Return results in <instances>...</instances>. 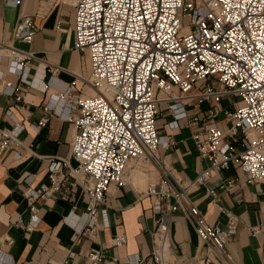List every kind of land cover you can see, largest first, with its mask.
Here are the masks:
<instances>
[{
  "label": "built area",
  "instance_id": "obj_1",
  "mask_svg": "<svg viewBox=\"0 0 264 264\" xmlns=\"http://www.w3.org/2000/svg\"><path fill=\"white\" fill-rule=\"evenodd\" d=\"M53 2L46 0L48 5ZM75 5L73 47L89 53V81L96 93L75 94L77 101L59 114L76 127L71 151L77 164L72 168L64 157L50 161L49 183L28 193L32 220L27 228L39 220L37 198L62 191L68 175L82 174L89 180L85 230H94L109 186L125 183L129 162L141 157L156 160L158 148L170 143L171 136L161 134L157 125L160 102H166L175 124L187 116L188 106L206 103L203 114L191 123L197 127L194 143L210 166L194 179H171L164 166L162 178L146 189L158 206L171 196L175 203L158 219L154 251L133 264H168L171 214L183 205L192 186L205 183L214 170L231 166L240 168L247 182H264V0H75ZM184 16L190 17L187 25L181 22ZM36 30L34 18L22 15L15 39L31 42ZM32 55L9 48L13 66L23 67ZM2 60L0 51V64ZM18 89L3 80L0 68V91L13 94ZM75 89V82L66 85L64 104ZM226 95L238 99L234 110L221 106ZM70 105L78 107L77 114L71 113ZM45 108L56 113L54 105ZM220 113L231 122L228 133L219 124ZM48 121L49 116L42 117L38 128ZM21 129L1 130V146H9ZM209 191L217 202L215 191ZM183 209L194 220L199 237L226 256L227 242L237 231L236 216L230 215L224 228L208 221L196 205ZM124 242L125 236L115 238L116 244ZM86 256L96 264L102 260L97 251ZM211 263L212 258L205 257L203 264Z\"/></svg>",
  "mask_w": 264,
  "mask_h": 264
},
{
  "label": "crops",
  "instance_id": "obj_2",
  "mask_svg": "<svg viewBox=\"0 0 264 264\" xmlns=\"http://www.w3.org/2000/svg\"><path fill=\"white\" fill-rule=\"evenodd\" d=\"M22 15L34 18L37 30L31 42L15 39V29ZM75 0H0V68L3 80L19 86L13 94L0 91V264H96L86 256L97 251L99 264H133L156 247L155 228L163 212H170L175 203L173 196L162 205L155 204L146 193L147 185L159 181L164 175L181 179H194L210 160L202 157L194 143L197 130L192 118L203 114L206 103L188 106V114L177 121L160 102L157 125L160 133L170 135L168 145L157 150V159L141 157L129 162L126 181L112 184L107 190V202L101 207L94 230L86 214V185L89 180L82 174L68 175V183L60 192L35 200L39 220L28 229L32 220L29 191L49 183L50 161L56 157H72L71 142L75 125L63 119L69 103L77 96H92L95 88L89 81L91 61L88 52L73 47L75 38ZM32 51L23 67L12 65L9 48ZM75 82L76 89L63 103L66 85ZM21 99H16L17 95ZM163 97V94H160ZM238 99L226 95L221 106L234 110ZM54 105L56 113L46 110ZM66 106V107H65ZM70 108L77 114L78 107ZM49 116L46 125L38 122ZM219 124L226 133L231 122L223 113ZM22 127L13 142L1 146V130ZM66 170H69L66 168ZM215 191L217 202L212 201ZM182 206L171 214L168 264H203L205 257L211 264H264V182H247L244 172L231 166L214 170L203 184L192 186ZM196 205L212 224L227 227L230 215L237 218V231L227 242V255L202 240L196 232L195 222L183 206ZM258 229V231H254ZM125 236L126 242L115 243ZM67 260V263H66Z\"/></svg>",
  "mask_w": 264,
  "mask_h": 264
},
{
  "label": "rangeland",
  "instance_id": "obj_3",
  "mask_svg": "<svg viewBox=\"0 0 264 264\" xmlns=\"http://www.w3.org/2000/svg\"><path fill=\"white\" fill-rule=\"evenodd\" d=\"M189 20H190V17H189V16H184V17L181 18V22H182L183 25H187V24L189 23ZM198 86H199L200 88H202V87L205 86V84L201 81V82L198 84Z\"/></svg>",
  "mask_w": 264,
  "mask_h": 264
}]
</instances>
